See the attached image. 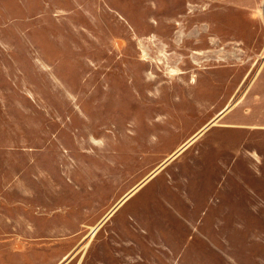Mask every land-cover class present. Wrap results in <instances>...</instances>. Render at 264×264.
I'll return each mask as SVG.
<instances>
[{"label": "rangeland", "instance_id": "obj_1", "mask_svg": "<svg viewBox=\"0 0 264 264\" xmlns=\"http://www.w3.org/2000/svg\"><path fill=\"white\" fill-rule=\"evenodd\" d=\"M0 264H264V0H0Z\"/></svg>", "mask_w": 264, "mask_h": 264}]
</instances>
